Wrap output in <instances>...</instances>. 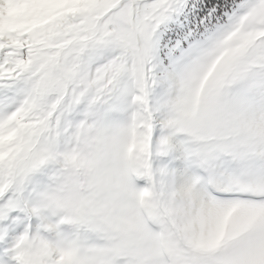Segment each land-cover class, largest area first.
<instances>
[{
    "label": "snow or ice",
    "instance_id": "obj_1",
    "mask_svg": "<svg viewBox=\"0 0 264 264\" xmlns=\"http://www.w3.org/2000/svg\"><path fill=\"white\" fill-rule=\"evenodd\" d=\"M0 264H264V0H0Z\"/></svg>",
    "mask_w": 264,
    "mask_h": 264
}]
</instances>
